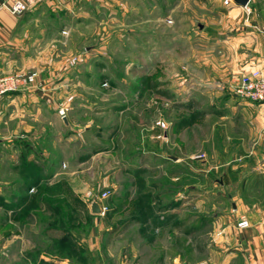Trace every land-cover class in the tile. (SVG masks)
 Instances as JSON below:
<instances>
[{"label": "rangeland", "instance_id": "obj_1", "mask_svg": "<svg viewBox=\"0 0 264 264\" xmlns=\"http://www.w3.org/2000/svg\"><path fill=\"white\" fill-rule=\"evenodd\" d=\"M154 1L159 5L152 14L146 12L147 0H124L123 11L117 0L110 1L107 8L91 0L78 2L68 15L60 8L52 10L61 1L46 2L48 9L24 12L29 13L26 19L30 21L25 70L37 72L38 86L43 83L51 89L44 98L51 99L53 106H43L35 124L26 121V129L31 127L33 132L19 130L4 139L13 143L10 147L0 136V196L7 193L10 197L0 201V264H44V258L50 257L54 264H97L102 258L109 264H160L168 245L172 257L184 249L179 264L185 259L193 264L204 257L205 252H197L195 246L211 242L213 227L208 225L194 235L190 226L196 215L198 226L217 211L229 209L228 203L212 199L209 191L222 172L207 171L212 164L226 161L229 154L221 152L224 141L211 128L216 118L205 120L195 106H186L191 94L179 87L181 82L207 81L206 58L195 52L200 48L194 12L190 9L186 18L184 5H175L179 0ZM186 2L193 6V0ZM82 6L85 10H78ZM147 55L156 56L153 65ZM231 80L224 91L228 96L236 84ZM61 109H66L65 114ZM178 118L188 126L182 128L180 121L174 122ZM172 122L167 150L175 154L181 142V154L187 161L193 154L205 160L190 161L185 171L172 170L170 178L163 177L160 170L153 174L141 170L137 178L126 173L133 170L139 154L144 159L143 149L154 155L153 151L163 148L164 134L153 127L169 129ZM12 165L21 169L10 173ZM179 172L184 176L180 182L173 179ZM195 172L208 177L199 182ZM105 173L114 182L128 185L148 178L156 187L149 196L131 198L130 190L123 191L121 185L100 183ZM18 183L35 186L26 193L29 198L23 208L19 200L25 187ZM195 183L202 186V209L193 203L186 210L176 207L170 230L140 231L132 225L136 216L127 224L136 214L154 226L150 216L166 207L180 188L184 187L187 196L195 193L191 190ZM105 191L109 194L102 199ZM167 191L169 195L159 198L161 201L151 198ZM94 200L108 206L101 217L91 212ZM10 238L11 245H4ZM88 245L95 248L90 252Z\"/></svg>", "mask_w": 264, "mask_h": 264}, {"label": "crops", "instance_id": "obj_2", "mask_svg": "<svg viewBox=\"0 0 264 264\" xmlns=\"http://www.w3.org/2000/svg\"><path fill=\"white\" fill-rule=\"evenodd\" d=\"M89 1L91 0H65L60 6L52 5L51 8L52 10L60 8L68 15L71 11L76 10L78 2L83 4ZM110 1L112 0H98V3L101 7L107 8L106 6L111 3ZM10 2L12 0H0V74L16 71L33 72L25 70L27 25L30 22L29 19H26V14L48 9L49 3L44 2L31 7L27 13L18 16L13 14L8 7L7 4ZM117 2L120 4L119 9L123 11L124 0H117ZM156 4L159 5L154 0H147V14L153 13ZM175 5H184L186 18L189 10H193L194 14L191 13L193 15L192 20L194 18V22L199 25L195 38L196 45L200 49H196L198 51L195 52L196 54L202 52L207 63L204 64L205 66L202 65L207 71L204 78L207 81L202 80L192 84L181 82L179 87L191 94L190 99H186L189 102L186 103V106H195L196 112L205 120L209 117L214 118V121L216 118L217 122L212 124L211 128L218 132L224 141L221 152L229 154L226 161H218L207 169L210 173L222 172L219 177L214 178L213 184L209 186V191L212 192V199L218 198L221 200L219 203H228L229 209L223 208L217 211L206 224H203L199 217L201 224L198 226L196 225V215L194 225L190 226L194 228V235L201 234L204 227L208 225H212L213 228L211 242L205 246H195L197 252L200 250V253L204 251L205 254L203 258H197L193 264H264V102L242 100L237 98L234 92H230L229 96L224 93L230 77L233 83L237 76L244 71L254 68H260L264 71V0H249L246 6L238 5L234 1L225 4L224 0H193L192 7H189L191 5H188L186 0H179L178 4L175 3ZM78 10H85L84 6ZM147 56L151 57L150 63L153 65L156 56ZM21 67L24 69L21 70ZM48 90L51 89L46 84L39 83V86L31 85L24 90L6 93L0 99V136H3V143L6 147H10L13 143L11 141L6 142L4 139L14 137L12 133L15 134L19 130L33 132L31 127L26 129L29 127L26 121L30 120L31 124H35L38 118L42 116L43 106H53L51 99L44 98V96L49 95ZM205 105L209 108L204 107ZM21 106L24 108H19ZM197 117H199L198 114L195 118ZM56 120H58L57 116L55 117ZM181 120L183 119L178 118L174 122L180 121L182 128L188 126L186 120ZM197 120L198 118L194 119L193 124H197ZM174 122L169 126V129L165 130L160 126L153 127L161 129L164 134L161 141L163 148L153 151L156 156L155 154L152 155V150L143 149L144 159L140 158L141 154H139L133 170L127 169L125 170L126 173L130 172L134 178H137L141 174V170H146L152 174L160 170L163 171V177H169L174 169L185 171L190 168L188 167L190 161L197 164L199 160H205L201 155L193 154L187 161L181 154L183 147L181 142L177 143L179 149H174L176 150L175 154H171L167 150L172 139ZM6 128L7 132H5ZM19 136L21 137V135ZM152 137L158 139L155 134ZM175 139L177 140L176 137ZM10 150L12 151V149ZM9 169L11 173L20 170L21 167L12 165L9 166ZM121 171L124 172V169ZM123 172H120V176L124 175ZM195 174L200 176L196 177L199 182L208 177L206 173L195 172ZM182 175L183 172H179L177 177H173V179L175 178L180 182L181 178L184 177ZM201 179L202 181H200ZM100 183L105 186L121 185L123 191L130 190L131 198L140 194H150L154 192L156 187V182L148 181V178L147 181L137 179L136 182L132 181L130 185L122 184L120 180L114 182L111 174L108 173L100 177ZM18 185L23 186L21 183ZM34 188L35 186L23 188L25 191L22 192L23 195H20V208L25 207L28 201L29 197L26 193L29 190L33 191ZM201 188V185L195 183L194 187L191 188L195 193L189 196H187L184 187L180 188L178 195L168 201L166 207L158 209L150 216L154 221V226H150V222L145 218L133 222L132 225L139 226L140 231L150 232L156 229L157 232H164L167 229L170 230L174 224L176 207L186 210L188 203H193L196 208L200 207L199 205L204 200ZM183 189L185 192H182ZM164 195H169V192H163L160 196L153 194L151 198L160 200L159 198L162 197L164 199ZM6 200H10L7 193L6 195L3 194V197L0 196V201ZM213 206L215 208L216 204L213 203ZM201 207L200 209H202ZM97 216L99 217V215ZM242 219H247L249 226L239 227L238 224ZM183 226L185 225L183 224ZM12 241L13 238H10L4 245H11ZM88 247L90 252L95 248L94 245H88ZM183 250L179 249L176 255L174 254L172 257L170 246H165L158 263L179 264V257L184 255ZM44 259V264H54L51 257ZM97 264L109 263L102 258L98 260ZM135 264L141 263L136 262ZM181 264L192 263L185 259Z\"/></svg>", "mask_w": 264, "mask_h": 264}, {"label": "built area", "instance_id": "obj_3", "mask_svg": "<svg viewBox=\"0 0 264 264\" xmlns=\"http://www.w3.org/2000/svg\"><path fill=\"white\" fill-rule=\"evenodd\" d=\"M62 2L63 0H12L8 5L11 12L15 15H21L28 11L31 7L37 6L43 2ZM233 0H224L225 4L232 3ZM31 85H38L37 72H22L16 71L8 74H0V99L9 92L27 89ZM234 94L242 100L264 102V71L260 68H254L249 71L242 72L234 86ZM66 109H61L60 113L65 114ZM158 125L161 123H157ZM161 126H164L162 123ZM109 192L105 191L101 198H106ZM102 213L104 215L108 210L106 204L100 203ZM239 227L249 226L247 219H242L239 222Z\"/></svg>", "mask_w": 264, "mask_h": 264}, {"label": "water", "instance_id": "obj_4", "mask_svg": "<svg viewBox=\"0 0 264 264\" xmlns=\"http://www.w3.org/2000/svg\"><path fill=\"white\" fill-rule=\"evenodd\" d=\"M234 3L238 4V5H242V6H246L249 3V0H233ZM64 120L66 121V117H64ZM91 212L94 214H101L102 213V209H101V205L98 201L94 200L91 205Z\"/></svg>", "mask_w": 264, "mask_h": 264}, {"label": "trees", "instance_id": "obj_5", "mask_svg": "<svg viewBox=\"0 0 264 264\" xmlns=\"http://www.w3.org/2000/svg\"><path fill=\"white\" fill-rule=\"evenodd\" d=\"M23 187H25L24 185H23ZM122 195V194H121ZM140 202V201H139ZM139 202H137L138 204H140ZM12 206H14V204H12ZM11 206V207H12ZM135 216H136V218H135ZM133 217L135 218L134 219V221H140L141 219H140V216L138 215V218H137V215L135 214V215H133V216H131L130 218L131 219H129V220H127V224H129L131 221L133 222ZM140 219V220H139Z\"/></svg>", "mask_w": 264, "mask_h": 264}]
</instances>
